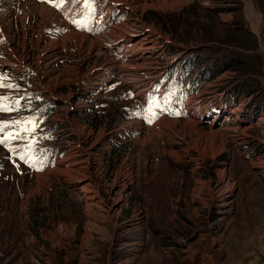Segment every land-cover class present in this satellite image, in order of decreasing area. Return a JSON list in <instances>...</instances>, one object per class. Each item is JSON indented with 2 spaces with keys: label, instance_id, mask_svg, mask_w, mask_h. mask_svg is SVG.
<instances>
[{
  "label": "rangeland",
  "instance_id": "374dc122",
  "mask_svg": "<svg viewBox=\"0 0 264 264\" xmlns=\"http://www.w3.org/2000/svg\"><path fill=\"white\" fill-rule=\"evenodd\" d=\"M0 141V264H264V0H0Z\"/></svg>",
  "mask_w": 264,
  "mask_h": 264
},
{
  "label": "trees",
  "instance_id": "16d2710c",
  "mask_svg": "<svg viewBox=\"0 0 264 264\" xmlns=\"http://www.w3.org/2000/svg\"><path fill=\"white\" fill-rule=\"evenodd\" d=\"M215 49L213 47H204V48H200V49H195L192 50L189 54H195V58L198 60L200 57H203L206 60H208V62H210L211 65V70H212V77H214L215 75L221 73L224 70L227 69H231L237 65H240L243 63V60H241L239 58L238 52L236 51H230L228 50V53L223 55V56H217L216 52L214 51ZM255 91V90H254ZM253 90H251L250 92H247V96H251L254 93ZM258 96H256L257 100ZM21 103L26 105L27 100L26 98H21ZM262 101H259V103H257L258 107L262 106L260 105Z\"/></svg>",
  "mask_w": 264,
  "mask_h": 264
},
{
  "label": "crops",
  "instance_id": "0c3cea01",
  "mask_svg": "<svg viewBox=\"0 0 264 264\" xmlns=\"http://www.w3.org/2000/svg\"><path fill=\"white\" fill-rule=\"evenodd\" d=\"M77 2V1H76ZM70 5V4H68ZM70 7V6H69ZM83 6H82V1H78L73 7L71 10H67V14H68V17L73 19L74 18L77 20L81 19L82 16H84V12L82 11L83 9ZM81 9V12H79V10ZM41 18H42V22H45V20L47 19V17L45 16V13H41ZM68 18V19H69ZM66 20V27L68 28V30L70 31L71 30V23L69 22V20ZM5 47V45H3Z\"/></svg>",
  "mask_w": 264,
  "mask_h": 264
},
{
  "label": "snow or ice",
  "instance_id": "6c2138e0",
  "mask_svg": "<svg viewBox=\"0 0 264 264\" xmlns=\"http://www.w3.org/2000/svg\"><path fill=\"white\" fill-rule=\"evenodd\" d=\"M74 22L77 23L79 26H82V24H80V22H78V21H74ZM9 138L11 139V138H14V137H11V136H10ZM0 142H3V141H0ZM20 158H21V159H25L24 156H21Z\"/></svg>",
  "mask_w": 264,
  "mask_h": 264
}]
</instances>
